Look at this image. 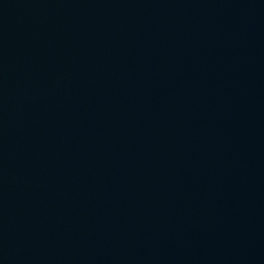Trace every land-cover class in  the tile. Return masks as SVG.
<instances>
[{
    "label": "water",
    "instance_id": "obj_1",
    "mask_svg": "<svg viewBox=\"0 0 264 264\" xmlns=\"http://www.w3.org/2000/svg\"><path fill=\"white\" fill-rule=\"evenodd\" d=\"M0 264H264V0H0Z\"/></svg>",
    "mask_w": 264,
    "mask_h": 264
}]
</instances>
